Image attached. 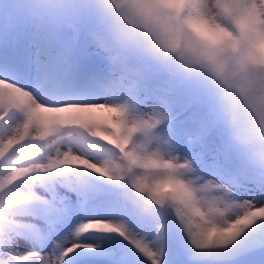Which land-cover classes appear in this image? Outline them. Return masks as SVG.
I'll list each match as a JSON object with an SVG mask.
<instances>
[{
    "label": "snow or ice",
    "instance_id": "6c2138e0",
    "mask_svg": "<svg viewBox=\"0 0 264 264\" xmlns=\"http://www.w3.org/2000/svg\"><path fill=\"white\" fill-rule=\"evenodd\" d=\"M0 25L34 48L0 58V264L264 255V0H4Z\"/></svg>",
    "mask_w": 264,
    "mask_h": 264
},
{
    "label": "clouds",
    "instance_id": "9594fccd",
    "mask_svg": "<svg viewBox=\"0 0 264 264\" xmlns=\"http://www.w3.org/2000/svg\"><path fill=\"white\" fill-rule=\"evenodd\" d=\"M190 28L192 30V34L189 35L186 32V34L182 37L185 43L198 42L203 45L214 46L216 48H226L231 43L230 34H226L223 37L217 39H205L204 37H202L199 32L195 31L196 29L203 28L205 31H211V29L200 21L192 22ZM169 39H170L169 37H162V42H167ZM256 56L258 59H264V37H261L257 42ZM261 130H264V127H262Z\"/></svg>",
    "mask_w": 264,
    "mask_h": 264
},
{
    "label": "rangeland",
    "instance_id": "374dc122",
    "mask_svg": "<svg viewBox=\"0 0 264 264\" xmlns=\"http://www.w3.org/2000/svg\"><path fill=\"white\" fill-rule=\"evenodd\" d=\"M3 5L4 3H0V7H2ZM0 28L3 29L2 25H0ZM10 36V43L6 47H0V58H2L6 52L14 53L20 51L23 48H28L30 52H34V48L31 47L33 36L30 31L24 29L15 33H10ZM112 243L116 244L117 242ZM249 262L252 264H264V255L257 254L245 260L243 264H248Z\"/></svg>",
    "mask_w": 264,
    "mask_h": 264
},
{
    "label": "bare ground",
    "instance_id": "6f19581e",
    "mask_svg": "<svg viewBox=\"0 0 264 264\" xmlns=\"http://www.w3.org/2000/svg\"><path fill=\"white\" fill-rule=\"evenodd\" d=\"M187 114H184L180 117H178L179 121H183L185 119V116ZM191 126L187 123H177L176 124V134L183 142L184 138H186L191 133ZM116 244H113L115 246ZM27 247H30V245H25ZM106 246V245H105ZM102 257V255H92V256H84L82 259L84 261V264H106V262H103L102 260H99L98 257ZM108 264V263H107ZM252 264V263H248Z\"/></svg>",
    "mask_w": 264,
    "mask_h": 264
}]
</instances>
